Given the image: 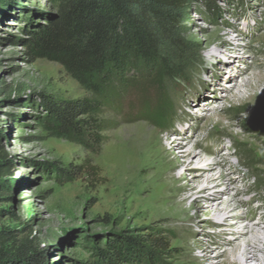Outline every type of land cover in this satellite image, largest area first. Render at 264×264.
I'll return each mask as SVG.
<instances>
[{"label":"rangeland","instance_id":"rangeland-1","mask_svg":"<svg viewBox=\"0 0 264 264\" xmlns=\"http://www.w3.org/2000/svg\"><path fill=\"white\" fill-rule=\"evenodd\" d=\"M205 1L190 0L176 13L172 40L164 45L163 56L180 65L181 78L164 81L158 91L157 68L129 69L119 103L101 114V144L70 142L43 125L48 105L90 96L60 65L26 55L29 31L55 13L54 0L0 5V131L14 173L11 193L0 196V228L32 239L50 264H92L109 241L152 232L169 247L167 264H200L204 253L191 257L184 248L201 237L216 248L203 235L215 232L209 209L194 198L184 204L187 214L154 205L158 195L149 191V176L168 168L163 147L184 128L195 129L193 137L186 133L192 145L207 144L238 166L239 188L249 190L240 198L251 207L264 204V0H215L211 11ZM221 33L236 44V56ZM215 67L239 85L251 79L252 97L237 100L226 92L228 80L217 85ZM245 67L243 76L234 72ZM165 96L171 109L162 127L150 115ZM117 152L136 165L115 162Z\"/></svg>","mask_w":264,"mask_h":264},{"label":"trees","instance_id":"trees-1","mask_svg":"<svg viewBox=\"0 0 264 264\" xmlns=\"http://www.w3.org/2000/svg\"><path fill=\"white\" fill-rule=\"evenodd\" d=\"M7 1L0 0V5ZM54 2L55 13L45 23H35L29 31L24 42L26 55L33 61L60 65L90 96L48 105L43 125L51 134L70 142L101 144V114L106 106L119 103L129 69L138 65L145 72L157 68L158 91L164 89V81L181 78L180 65H171L163 52L165 43L172 40L176 13L190 0ZM205 5L211 11L215 0H206ZM159 101L161 107L150 119L165 127L171 106L166 96ZM13 176L0 131V196L11 193ZM168 250L157 232L117 237L98 252L92 264H167ZM0 264L50 262L32 239L21 238L15 230L0 228Z\"/></svg>","mask_w":264,"mask_h":264},{"label":"bare ground","instance_id":"bare-ground-1","mask_svg":"<svg viewBox=\"0 0 264 264\" xmlns=\"http://www.w3.org/2000/svg\"><path fill=\"white\" fill-rule=\"evenodd\" d=\"M219 36L223 39V45L230 46L231 56H236L238 48L232 42L230 35L221 33ZM209 55L212 54L209 53ZM230 62L229 60L228 64ZM215 69L217 85H223L221 80H228L229 87L226 92L234 94L233 96L237 100H241L247 95L248 98L252 97L249 95L254 89L251 79L244 80L243 84L239 85L236 79L218 72V67ZM249 70V67L234 68V72L239 76L247 74ZM215 104L218 103L215 102ZM188 132L193 137L195 129L184 128L177 134L173 142L165 144L163 153L168 168L161 173L156 171L154 174L153 172L149 176L153 182L152 190L149 191L154 190L158 195V200L154 205H169L170 208L187 214L189 209L184 208V204L194 198L195 202L202 201L203 208L209 209L205 213L212 215L208 224L214 228L215 232L213 236L207 233L203 235L209 237L216 248H211V243H207V238L204 237L196 239L197 241L193 239L194 241L187 243L184 248L188 256L191 257L198 250L204 253V259L200 264H264V204L251 207L253 204L250 200L240 198L246 195L249 190L239 188L243 180L238 176L240 174L238 166L231 163L230 159L221 160L217 155V150H212L207 144L197 142L192 145V137L186 136ZM125 142L122 143L125 144ZM197 149H202V152H198ZM226 154L230 156V153ZM128 158L117 152L115 162L117 161L119 164L123 162L124 166L131 160L128 161ZM196 159L198 163L194 165ZM133 164L129 163L130 168ZM180 169L187 170L185 175L178 174ZM152 171H148V174ZM233 191H236L235 194L232 193ZM245 213L249 215V218L243 217ZM258 213L260 218L255 222L253 217ZM213 253L215 254L213 255ZM221 258H224V261H221Z\"/></svg>","mask_w":264,"mask_h":264}]
</instances>
